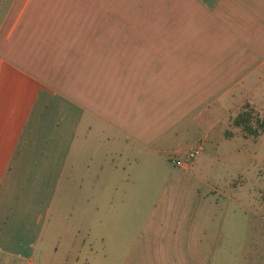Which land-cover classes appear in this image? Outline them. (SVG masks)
Segmentation results:
<instances>
[{"label": "crops", "instance_id": "crops-1", "mask_svg": "<svg viewBox=\"0 0 264 264\" xmlns=\"http://www.w3.org/2000/svg\"><path fill=\"white\" fill-rule=\"evenodd\" d=\"M262 82L264 0H0V262L34 260L61 193L97 235L104 201L185 184L214 105Z\"/></svg>", "mask_w": 264, "mask_h": 264}, {"label": "rangeland", "instance_id": "rangeland-1", "mask_svg": "<svg viewBox=\"0 0 264 264\" xmlns=\"http://www.w3.org/2000/svg\"><path fill=\"white\" fill-rule=\"evenodd\" d=\"M257 91L246 95L236 87L228 104L214 105L216 135L192 136L184 145L189 151L203 139L204 147L189 159L197 166L185 184L145 186L152 199L121 203L119 214L104 201L97 235L73 233L61 193L34 260L0 264H264V82ZM243 113L246 120L236 123ZM163 188L172 193L169 201L156 199Z\"/></svg>", "mask_w": 264, "mask_h": 264}, {"label": "built area", "instance_id": "built-area-1", "mask_svg": "<svg viewBox=\"0 0 264 264\" xmlns=\"http://www.w3.org/2000/svg\"><path fill=\"white\" fill-rule=\"evenodd\" d=\"M204 149L203 147V141L198 142L194 147H192L188 152H187V158L190 159L194 157L197 153L201 152ZM176 164H181L182 160L176 158L175 160Z\"/></svg>", "mask_w": 264, "mask_h": 264}, {"label": "trees", "instance_id": "trees-1", "mask_svg": "<svg viewBox=\"0 0 264 264\" xmlns=\"http://www.w3.org/2000/svg\"><path fill=\"white\" fill-rule=\"evenodd\" d=\"M246 118H247V116H245L244 113H243V114H241L240 117H237L235 119V121H236V123H241V122H244V120H246ZM243 126L245 128H247L249 131H252L253 133H257V134L259 133V131L256 128H253V126L251 124H249V123H245V124H243Z\"/></svg>", "mask_w": 264, "mask_h": 264}]
</instances>
